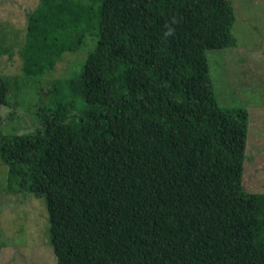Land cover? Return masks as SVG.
Returning a JSON list of instances; mask_svg holds the SVG:
<instances>
[{
	"label": "trees",
	"instance_id": "16d2710c",
	"mask_svg": "<svg viewBox=\"0 0 264 264\" xmlns=\"http://www.w3.org/2000/svg\"><path fill=\"white\" fill-rule=\"evenodd\" d=\"M27 17L31 79L98 30L41 128L1 137L5 191L44 199L58 264H264V194L242 183L249 115L219 106L207 59L237 45L231 1L40 0ZM14 83L0 76V105Z\"/></svg>",
	"mask_w": 264,
	"mask_h": 264
},
{
	"label": "rangeland",
	"instance_id": "374dc122",
	"mask_svg": "<svg viewBox=\"0 0 264 264\" xmlns=\"http://www.w3.org/2000/svg\"><path fill=\"white\" fill-rule=\"evenodd\" d=\"M230 1L237 45L207 51L210 78L220 107L248 112L242 183L247 192L264 194V0ZM39 3L0 0V76L16 82L8 104L0 105V145L2 136L41 128L38 113L50 102L54 81L77 76L97 44L98 30L91 28L78 50L64 54L53 72L35 79L24 77L21 50L27 16ZM7 170L0 159V264H58L50 243L44 199L6 192Z\"/></svg>",
	"mask_w": 264,
	"mask_h": 264
}]
</instances>
